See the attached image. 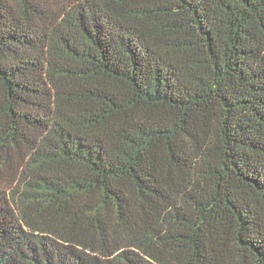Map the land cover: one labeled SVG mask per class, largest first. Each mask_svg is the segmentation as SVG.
Instances as JSON below:
<instances>
[{
    "label": "trees",
    "instance_id": "trees-1",
    "mask_svg": "<svg viewBox=\"0 0 264 264\" xmlns=\"http://www.w3.org/2000/svg\"><path fill=\"white\" fill-rule=\"evenodd\" d=\"M0 264H264V0H0Z\"/></svg>",
    "mask_w": 264,
    "mask_h": 264
},
{
    "label": "rangeland",
    "instance_id": "rangeland-1",
    "mask_svg": "<svg viewBox=\"0 0 264 264\" xmlns=\"http://www.w3.org/2000/svg\"><path fill=\"white\" fill-rule=\"evenodd\" d=\"M9 180H10V178H9V176H8L7 174L2 175V176H1L2 186H4V183H5L6 181H9Z\"/></svg>",
    "mask_w": 264,
    "mask_h": 264
}]
</instances>
